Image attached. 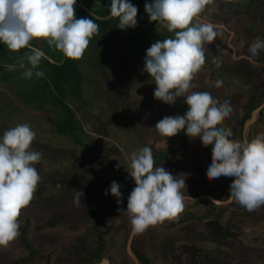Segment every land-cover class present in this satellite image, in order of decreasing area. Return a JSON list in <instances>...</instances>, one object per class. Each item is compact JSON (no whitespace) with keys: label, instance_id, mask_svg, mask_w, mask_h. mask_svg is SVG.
<instances>
[{"label":"clouds","instance_id":"9594fccd","mask_svg":"<svg viewBox=\"0 0 264 264\" xmlns=\"http://www.w3.org/2000/svg\"><path fill=\"white\" fill-rule=\"evenodd\" d=\"M212 0H146L145 12L150 21L158 22L173 36L158 39L146 49L143 71L154 79V98L174 104L182 97L188 105L181 115H165L155 129L171 137L184 130L188 136L199 134L203 141L212 142V156L207 163L211 178L233 177L226 199L212 198L213 203H235L251 212L264 206V132L251 138H236L231 128L219 121L229 116L232 107L228 97H220L210 85L199 87L195 75L205 63V44L217 28L195 18ZM76 0H0V44L10 50L28 49L19 61L22 75L43 77L39 69L45 51L31 44L34 38H45L50 46L66 57L79 59L99 30L96 19L75 15ZM107 18H118V28H134L138 7L132 0H110ZM264 51V38L249 45L255 56ZM24 59L29 67L25 66ZM219 60V58H217ZM15 65L9 66L14 68ZM35 70V73H34ZM217 75L215 83H222ZM35 131L28 123L17 124L0 134V246H7L18 237L22 208L33 199L41 177L34 166L43 153L32 147ZM130 176L135 186L127 197L125 209L134 233L150 225L172 218L195 197L187 195L185 174L173 175L163 165L156 166L149 145L129 154ZM119 167V165H117ZM121 185L112 181L110 192L121 203ZM82 192L76 191L74 203H81Z\"/></svg>","mask_w":264,"mask_h":264},{"label":"flooded vegetation","instance_id":"af4514ba","mask_svg":"<svg viewBox=\"0 0 264 264\" xmlns=\"http://www.w3.org/2000/svg\"><path fill=\"white\" fill-rule=\"evenodd\" d=\"M144 1L146 2V0ZM213 1L214 0L206 5L207 7L204 9V13L206 11L209 12L206 17L210 21L206 18L195 19L199 22L213 24L216 26L218 32L216 31L213 39L205 44V63L194 77V83L197 87L193 90H198L199 87L210 85L212 90L220 97H228L232 111L229 116L225 117L222 121H219V123H221L222 126L231 128L236 138H241L245 135L251 138L258 132H263L264 129V51H260L259 54L255 56L249 52V45L252 41L257 38H264V34H261L259 31V26L264 25V8L263 6H258V4L264 3V0H248L250 1L249 5L242 11L237 9V4L234 5L232 0H223L222 4L220 2V5H217V3ZM78 2L84 10L87 9V12L88 10H91L98 15V17H100L99 19H107L109 16V13L102 16L99 14V11L103 6L107 7L110 0H80ZM96 4L101 5L100 8H97L100 9L99 11L91 8H96ZM234 6H236V8ZM141 19L142 22L140 24L137 23L139 26H135L134 28H126L123 30L120 28H114V30L113 28L107 29L106 34L101 36L102 42L99 46H91L89 44L88 51L83 54L86 57H80L79 59L73 58L74 63H78L80 66L88 64L89 69L93 66L96 68L99 67V72L96 73V79L94 82L98 86L104 85L102 88L104 90L102 94L105 96L103 100L107 101V93L113 89L116 90V98L121 99L119 106L122 107V110L116 111V109L109 108L104 104L105 107L102 111H105V109L109 111L106 115L104 113L101 114L102 111L100 109L99 111H96L97 113H91L88 114V116H91V118L96 121L104 119V123L107 121L108 128H111V121H116L115 116L119 117L121 122H123L122 120H127L128 128H124L138 139L140 146L147 141L141 136H144L142 133L146 132L144 127L145 124H147L146 116L149 113L148 111L151 110V102L153 100L158 102L157 109H160L159 112H161V116H164L162 112L164 111V105H166L165 102L154 98L153 93L156 88L154 79L149 73L146 75V71H143L146 49L158 40V36H173V33L171 34L168 32L162 25L158 28V22L146 19L148 25H145V18H142L141 16ZM115 21H118V19ZM218 27L221 29L219 30ZM97 48L108 50L106 55L99 57L98 61L101 63L103 59H106L109 61V64H99L97 66L98 61H94L91 66L90 63L85 62L88 57L87 55L90 52L93 54L94 50ZM217 58H219V60H217ZM104 66H107L109 69L103 68ZM217 75H220L223 78L222 83L214 82V78ZM82 77L83 81L87 80V83L94 84L93 80L89 79L87 75H82ZM148 78H151V81H148ZM143 81H145L146 84H143ZM108 84L110 86L109 89L107 88ZM86 85L81 89L84 94L81 97V100L88 99V97L92 98L90 96L91 93H86L84 91ZM130 86H136L138 90L142 91L141 95L145 98L142 97L143 99L140 104H138L139 102L133 103L128 97L130 96V94H128ZM86 102L88 104L90 103L87 100ZM70 103L74 104V98H72ZM169 105L170 109L167 107L169 111L166 114L182 115L188 108V105L184 103L182 97L177 98L174 104ZM97 107H99V105ZM256 109L257 112L253 117V112ZM249 119L252 120L246 125L245 123ZM55 120H57V118H55ZM101 123L103 124V122ZM259 125L263 127L259 128ZM59 132L60 131L57 130L55 133ZM101 136L103 137V135ZM148 137L152 139V143L157 146V153H153V156L155 157L154 160L158 161L156 166L163 165L165 167L164 158L167 156H182L189 161L199 160L196 161L197 163L195 162L196 165H199L195 166V172L191 174L186 173V177L190 176L191 180L194 178L196 179V181L194 180L195 185L197 179H199L203 173H205L207 177L209 176L207 168H203L202 170L201 165L203 163L207 164L211 159V141H203L199 134L190 137L185 134L184 130H181L179 133L171 137H159L155 133H151ZM163 141L164 143L161 144L160 142ZM72 143L78 144L79 142L73 140ZM152 143H149L148 145L151 146ZM40 144H43L44 146L39 148V144L37 142L34 143V149H37V151H41L42 153L46 152L47 156L43 154L42 157H51L55 154L59 155V148H55V146H57L56 143H49V141H47V143ZM52 145H54V147ZM51 147H53L52 150H50ZM75 151L76 149H74L72 151L73 153L69 155V158L66 161V164H69V166H67V168L65 167L67 173L66 177L70 179L68 181L72 182H63L66 184H75L76 191L83 193L81 196V203L78 204L79 206L75 209L70 205L69 209H71V211L69 212H65L66 209H63V212L58 215L59 221L53 219V221L50 222L49 218H47V220L46 218L44 220H38L33 217V222H36L35 226L32 225L33 222L30 216H26L22 221L20 220V217H18L21 226L19 229L20 234L16 240H18L19 251H22L23 254L20 256H14V258L11 257L10 260L14 262L12 264H37L38 261H40L41 264H116L113 261V252L118 251V248H120V239L118 236L122 231L121 227L125 226L126 223L121 217L123 216V213L118 211V209L126 208L127 197L135 186L134 180L132 178L133 181L128 184L129 186L124 192L125 195L121 196V203H117V198L115 196L107 197L105 199L106 201L101 198L98 199L96 196L99 195V186L95 180L96 178L92 177L91 174L87 176V174H81L77 171V168L82 165L85 167V160H81V157L73 155L76 153ZM72 160H74L73 164L71 163ZM199 162L202 163L198 164ZM104 179L107 182H103V188H106V192V190L110 188V181L108 178ZM232 179L233 177L220 176L216 179L217 185L215 184L214 186L216 188L220 185V190L214 192L212 189L207 192L215 198L226 199L228 192H226V195L222 192L225 191L223 190L225 186L228 189L227 191H229V184ZM85 180L88 181V185L85 183L83 184ZM57 182H60V180L58 179ZM195 192L196 190L192 191L190 189L186 194L199 196V199L196 201H186V206L184 207H196L197 205H200L205 211L211 212L210 215L206 216V219L214 221L211 223H217V225H215L216 229L212 230L213 233H209V237L202 238V240L213 242L215 244L214 248L219 246V250L222 249L223 244H227L228 246L229 242L235 240V242H238L240 245H237L238 247H244L247 253L252 252V254H249L254 256L248 259L246 255H244L245 253L243 254L240 251L239 253H235L234 256H240L243 258H233L232 260H229V263L227 260L228 258H225V260H227L226 264H264V247L261 248V246H258L260 243H255V236L251 237L253 240L249 237L248 229H250V225L248 224L245 226V220L247 219L250 222L249 219L252 220L253 213L258 212L256 210H259L264 214V206L249 212L235 203L226 202L223 205L215 204L203 198L206 191ZM93 203H95V205H93ZM109 203H111V209L110 207H107ZM96 204L100 205L101 207L99 208L101 209H97L98 207ZM64 205L65 204L62 203V206ZM232 206H236V208ZM114 207L116 209H114ZM60 209L61 208L57 211L59 212ZM108 210H111V212L109 213ZM223 210H226L228 213L230 212L228 217H232V212L239 215V223H241L242 226L240 227L237 225V228H233L231 225L232 222L218 220L219 213ZM79 212L82 213L80 216ZM76 213H78L77 218L75 216ZM110 214L111 224H107L104 219L101 220L100 215L106 218V216ZM125 214L127 215V213ZM217 214L219 215L216 216ZM180 216H182L181 212ZM40 221L42 222L38 224L37 222ZM115 225L120 227L118 228ZM192 237L195 239V235H192L188 240L192 239ZM13 241H15V239ZM131 243H133V238ZM229 246V249L238 250L234 245L229 244ZM204 248L205 246L201 248L202 250L196 248L193 252H202L204 251ZM245 250L243 252H245ZM135 255L140 264H143V260H146L144 264H150L149 260L152 252H145L143 254L135 253ZM194 259L195 262L193 263L187 261L189 264H203L204 261H206L205 259L198 260L196 257ZM225 262L222 263L225 264ZM206 264H209L208 259Z\"/></svg>","mask_w":264,"mask_h":264},{"label":"crops","instance_id":"0c3cea01","mask_svg":"<svg viewBox=\"0 0 264 264\" xmlns=\"http://www.w3.org/2000/svg\"><path fill=\"white\" fill-rule=\"evenodd\" d=\"M80 0H76V5H79ZM223 0H214L213 2L217 3V5H220V2L222 4ZM249 2V1H247ZM246 2V3H247ZM110 2H108L109 4ZM214 3V4H215ZM249 4V3H248ZM108 6V5H107ZM207 7V6H206ZM105 6H103L102 9H104ZM209 8V6H208ZM97 11H99L100 9H95ZM100 12V11H99ZM209 12L206 11L204 13L201 12L195 19H199V18H206V15ZM208 21H210L209 19H207ZM221 27V26H219ZM218 29L220 30L221 28ZM218 32V30H217ZM221 33V31H220ZM101 33L100 30H98V32L96 34L93 35V37L95 38V40H93V42H91V46L94 45H100L102 42V37H101ZM232 41V40H230ZM31 44L35 47H40L42 48L45 53L48 56L47 62L42 61L39 65V69L42 70L44 72V76L43 77H37L35 76V74H33V76L29 79L26 78L22 75L24 69L21 68L19 66V61L24 57V53L26 51H28V49L26 48H22L18 51H14V50H10L6 45L4 44H0V86H3L5 88L10 89L14 96L16 97L17 101H15L14 99H12L11 97L8 96V94L0 89V134H2L4 132L5 129H8L10 127H14L17 124H21V123H28L30 124L31 128L35 131L36 133V137L32 143V147H34V143H38L39 144V148H42L44 145L40 144V143H47V141H49V143H57V142H61L58 143L57 146H55V148H59V155H54L51 156L49 159L48 157H42V159L37 162L34 166L37 168L38 173L41 177L40 181L46 180L48 178L47 173H50V176L54 177V181L55 183H42L39 184V187L44 188L45 190L48 189L50 191H54L59 194V197L61 196H65V205H67L68 208H70V205L75 209L76 207H78L79 205L74 203V196L75 194H73V192L76 189L75 185L73 184H68L66 190L61 188L58 186L59 184L57 183L58 179H60V176L57 175V173H55L54 171L57 170V168L60 171H64L66 170V161L69 158V155H71L74 149H76V153L73 155H76L78 157H81V160H85V167L84 165H82L81 167L77 168L79 171H81L83 174H87V176L89 174H91L92 177L96 178L95 180L98 183V196H96L98 199L101 198L103 200H105L107 197H111L114 196L111 193L108 192V194H105V189L103 188V182L105 183V179L104 178H108L110 181V184L112 181H116L121 185L120 191L123 192L122 195L124 196V192L125 190H127L128 188V184H130L132 180V177L130 176L129 172L131 171L130 168V161L126 160L124 157L120 158L118 156V154H115V152L117 151H121V130H124L127 132L128 128V122L127 120H122L123 122H121V120L119 119V117L115 116L116 121L114 122L111 121V128L107 127V121L104 123V119H102L101 121L98 120H94L91 118V116H87V114H85L84 112H79L80 117L78 116L79 114L76 115L75 117L78 119V122L80 123L79 129L78 131L76 130V132H74L75 134H78L81 136V138L79 139L78 136L76 138H74L73 136L70 137L71 141L73 140H77L79 143L78 144H74L71 142H69L68 140V136L65 135V139L63 141H61V139L63 138L62 135H59V133H55L54 128V124L57 120H55V118H57V116H60V113L57 111L56 106L53 104H58L60 110L62 109L61 104L57 102V100H52L51 99V95L50 93L45 94L43 93V95H40V92L43 90V86L44 84L46 86H51L52 85V78H53V71L60 65H62L65 60H66V56L59 50L55 49L54 46H50L47 43V40L45 38H34L31 41ZM24 63L26 67H29L30 65H28V62L26 59H24ZM15 65L14 68H9V66ZM35 73V70H34ZM35 83L40 84L42 83V85L39 88H35L36 86L34 85ZM38 86V85H37ZM69 93H66V95H68ZM64 96L62 99L65 103L70 104V107L72 109L73 104L70 103L71 101H69L68 97L69 96ZM70 95V94H69ZM116 93H115V99L113 104H117L118 102L120 103V98H116ZM70 98H74V104H75V108H80L82 106H85V103L88 105V103L85 100V103L83 101H79L76 99L75 96H70ZM117 99V100H116ZM117 103H115L116 101ZM79 102V103H77ZM160 103V102H159ZM151 110H149L146 119H147V124H145V130L146 132L142 133L144 134V136H141L142 138H144L145 143L140 146L143 147L145 145H148L149 143H152V139H150L148 136L151 133H155L157 134L159 137L162 136L157 129H155V125L156 123L162 119L165 115H173V114H166L168 113V108L166 105H164V111L162 112L164 114V116H161L159 112L160 109H157V105L158 102L157 101H152L151 102ZM23 110L26 113H30V114H34L36 117L30 118L28 117L26 114L22 113V118L23 119H11L10 117H17V111L16 110ZM52 109V110H51ZM73 110V109H72ZM116 111H119L116 108ZM151 111V112H150ZM50 113H52L53 115L50 116ZM103 122V124L101 123ZM47 125H48V130H47ZM49 125H51V127H49ZM115 125V126H114ZM125 127V128H124ZM114 129H121L119 130V132H112V130ZM108 129H111V135H109L108 137H106V135L110 132H108ZM60 131V130H59ZM104 133H105V137H104ZM64 135V134H63ZM103 135V137L101 136ZM100 136V137H99ZM156 138V136H155ZM123 141V140H122ZM154 141V140H153ZM40 142V143H39ZM54 147V145H52ZM53 147L50 148V150L53 149ZM152 148V151L154 154L157 153V146L154 145L153 143L150 146ZM73 149V150H72ZM37 150V149H35ZM193 150V149H192ZM112 153H114L115 155H113ZM43 154L46 155V152H44ZM47 156V155H46ZM77 157V159H78ZM62 159V160H60ZM155 159V157H154ZM47 161V162H46ZM194 161V162H193ZM199 161V160H187L186 158H183L182 156H167L166 158H164V162H165V168L166 170H168L169 172H171L173 175H177L179 173H184L185 174V179H186V186L184 188L185 193L189 192V190L191 189L192 191L196 190L195 193H197L198 191V185L196 183V185L194 184V180L196 181V179L194 178L193 180L190 179V176L186 177V173L191 174L195 172V166H199L196 165L195 162ZM157 160H155V165L157 164ZM39 163H40V168H39ZM49 163L52 164V166H49ZM197 163V162H196ZM202 163V162H201ZM200 162L198 164H201ZM44 164V165H41ZM58 165V166H57ZM117 165H119V167H117ZM206 163H203L202 169L203 168H207L206 167ZM41 166H47L45 168H42ZM57 166V168H56ZM84 168V169H83ZM169 168V169H168ZM199 168V167H198ZM45 172H43V171ZM129 171V172H128ZM64 173V172H63ZM194 177V176H193ZM91 179V178H90ZM70 180V179H67ZM67 182H72V181H67ZM87 184L88 181L85 180V182H83V184ZM107 183V182H106ZM88 185V184H87ZM195 185V186H194ZM127 186V187H126ZM38 188H36V191H38ZM57 187V188H56ZM69 191V192H68ZM36 194V193H35ZM63 194V195H62ZM106 201V200H105ZM93 205H95V203H93ZM98 207L97 209H101L99 207H101L100 205H97ZM108 208L110 207L111 209V203H109V205L107 206ZM195 207V206H194ZM194 207H184L181 208L180 211L177 214H180L182 217L186 216L187 214H189V218L190 220L187 221H183L181 222V224L183 225H195L196 221H200L201 223H205L203 228H206L207 230H209L210 232L212 231V228L210 229L209 226H207V224L210 223V220L206 219V214L208 213V211H205V209L199 210V213L195 212V210L193 209H197ZM202 207V206H201ZM72 208V210H73ZM193 208V209H192ZM114 209H116L114 207ZM202 209V208H201ZM109 211V210H108ZM102 212V210H101ZM111 212V210L109 211V213ZM210 212V211H209ZM82 213L79 212V216ZM76 218L78 217V213H76ZM101 220L104 219L106 221L107 224H111V214L106 216V218L102 215H100ZM186 216V217H188ZM192 216V217H190ZM122 220L126 221L125 226H122L121 229H125L127 227H129V231L131 228V222H130V218L128 215H126L125 213H123ZM172 218L168 219H164L165 221H171ZM163 220V221H164ZM204 220H208L206 222H204ZM163 221L158 222L154 225H150L146 230H144L141 233H134V237H133V243H132V248L134 250V253H145V252H152V255L150 256V264H162L163 263V257L162 254L163 252V245L160 242L157 243L158 241V237H160V235H162V230H163V225H166L163 223ZM172 222V221H171ZM171 222H169L168 224H170ZM194 222V223H192ZM209 222V223H208ZM197 225H199V227H201L200 223H198ZM116 226V225H115ZM127 226V227H126ZM116 227H120V226H116ZM173 227V226H172ZM171 227V228H172ZM196 227V225H195ZM122 232V231H121ZM209 232V233H210ZM117 243V242H116ZM120 248H118V251H114V255H113V261L116 264H135L134 260L131 258V256H129L127 253H125V246H120ZM160 247L161 252H157L158 248ZM261 249V248H260ZM264 250V249H263ZM245 253V254H244ZM243 254L246 255V257L248 259L251 258L252 252H244ZM250 253V254H249ZM112 257V256H111Z\"/></svg>","mask_w":264,"mask_h":264},{"label":"rangeland","instance_id":"374dc122","mask_svg":"<svg viewBox=\"0 0 264 264\" xmlns=\"http://www.w3.org/2000/svg\"><path fill=\"white\" fill-rule=\"evenodd\" d=\"M232 1L234 2V5L237 4V9L240 11L245 9L246 6L249 5L248 3H250V1L247 2L248 0H232ZM258 6H260V7L263 6V8H264V3H260V4H258ZM100 7H101V5L96 4V8H100ZM234 7L236 8V6H234ZM91 8L96 9L94 7H91ZM146 16H147V14L145 15V17ZM137 21L139 24L142 22L140 15H137ZM118 24H119V21H115L112 23L113 30H114V28L119 29ZM139 24L136 26H139ZM145 25H148L146 20H145ZM141 26H142V24H141ZM259 31L261 34H264V25L259 26ZM170 33L172 34V32H170ZM173 35H174V33H173ZM93 40H95V38L91 37L89 43L91 44V42H93ZM223 40H225V39H223ZM110 45H111V43H110ZM86 51H88V47L86 48L84 53H86ZM106 52H108V50L97 48L94 50L93 54H91V52H90L87 55L88 57L86 58L85 62L90 63V65L92 66L93 65L92 62H94V61L97 62L99 57H103L104 55H106ZM82 57H86V56L82 55ZM108 62L109 61H107L106 59H103L101 63H99V61H98L97 66L99 64H109ZM84 66H79L80 71H82L83 76L87 75L89 79H92L94 84H89V83H87V80H85L83 82L81 81L79 84L76 82L75 86L73 88L80 86V88L82 89V87L87 84L86 89L84 91L86 93H91L90 96L92 98L88 97V99H82L81 100L82 96H75V97L79 101L80 100L81 101L87 100L89 102L90 101H92V102L89 103L88 105L85 103V106H82L80 108H75V105L73 104L74 106H72V109L74 110L76 115L79 114V112H84L85 114H87V116H88V114H91V113H97L96 111H99L100 109L102 111V109L105 107L104 104H106L109 108H112V109L117 108L118 110H122L121 109L122 107L119 106V102L117 103V101H116L117 99L115 100L116 101L115 103H117V104L116 105L113 104L114 99H115L114 97H115L116 90L113 89L111 91H108V89L110 87L109 84L107 85V88H108L107 89L108 97L106 98L107 101L103 100L105 97L104 94H102V92L104 91L102 89L104 85L98 86L94 82V80L96 79L95 78L96 73L99 72V70H98L99 67L96 68L95 66H93L92 68L89 69L88 64H84ZM103 68L109 69L107 66H104ZM145 74L147 75L148 73L146 72ZM133 77H135V76H133ZM148 81H151V78H148ZM142 83L146 84L145 81H143ZM34 85L36 86L35 88H39L42 85V83H40V84L35 83ZM136 86L135 87H133V86L129 87V91H128L129 93L128 94H130V96H128V97L130 98V100H132L133 103L139 102L138 104H140L141 100L145 97L141 95L142 91L138 90ZM49 91H50L49 87L47 88L46 85L44 84L43 90L40 92V95H43V93L48 94ZM159 101H161V100H159ZM77 103H79V102H77ZM92 103L94 105H91ZM53 105L56 106L57 111L60 113V115L62 117V115L64 114L62 109L60 110L59 105L56 103ZM98 105L101 108L100 107L98 108L97 107ZM166 105L170 109V105L168 103H166ZM16 111L18 112L16 115L17 117H15V116L10 117L11 119H13V118L14 119H16V118L23 119L22 113L26 114L30 118L36 117L34 114L26 113L25 111H23L21 109L16 110ZM107 112H109V111H107L105 109V111H102L101 114L104 113L106 115ZM52 115L53 114L50 113V116H52ZM78 116L80 117V114ZM59 119H60V116H57V120H59ZM49 127H51V125H49ZM261 127H263V126L259 125V128H261ZM47 130H48V125H47ZM119 130H121V129H119V128L114 129L113 128L112 132H115V131L119 132ZM108 132H110V133H108L106 135V137L111 135V129H108ZM263 132H264V129H263ZM77 136L79 139L81 138L80 135L77 134ZM121 139L123 140V141L120 140L121 141V147H122L121 151H118V152L116 151L115 154H118V156L120 158L124 157L126 160H129V154L132 151L139 150L141 148L139 145L140 143L138 142V139L135 136H133V134H131L128 131L126 132L124 130H121ZM68 140H69V142L72 143L70 137L68 138ZM59 143H61V142H59ZM160 143L163 144L164 141L160 142ZM112 154L115 155L114 153H112ZM49 159H51V158L49 157ZM60 160H62V159H60ZM73 161L74 160L71 161L72 164H73ZM41 165H44V164H41ZM49 166H52V164L49 163ZM57 166H56V168H57ZM67 166H69V164L66 165V168H67ZM41 167L47 169L46 168L47 166H41ZM39 168H40V163H39ZM77 171H79V170L77 169ZM43 172H45V171H43ZM54 172L60 176V179H59L60 182H57V183L59 184L58 186L61 188V191H62V188L66 190L67 188H65V187H67L68 184L63 182V181H68L67 179H69L68 177H66V174H67L66 170L64 172V171H60L57 168V170ZM79 172L82 174L81 171H79ZM47 175H48V178L46 180H43V181L38 182V183L39 184L53 183L54 181H56V180H54L53 176H50V173H47ZM216 179L217 178H210V176L207 177L205 175V173H203V175L199 179H197L198 191H206L207 192V191H209V190L211 191L213 189L214 192H218V190H220V187H219L220 185L216 188L214 187L215 184L217 185ZM73 185H75V184H73ZM38 187H39V185H37V188ZM48 189L45 190L44 188L39 187L38 191L35 192L36 194L34 193L33 199L30 201V203L27 206H25L24 208H22L20 216H19L21 221L24 220L23 218H25L26 216H30L32 218V222H33V217H34V219H38V220H41V219L44 220L45 218L47 220V218H49L50 222L53 221V219L59 221L58 215L63 212V209H66L65 212L71 211V209H69L67 207V205L62 206V203L65 204V196L63 194H62L63 196L59 197L58 192L56 193L55 190L50 191ZM223 190H225V191H223L222 193H225V195H226L227 194L226 192H228L227 187L225 186ZM71 192H73V194H76V189L74 191H71ZM184 206H186V205H184ZM232 207L236 208V206H232ZM59 208H61L60 209L61 211L59 210V212H58L57 210ZM194 208H197V209L192 208L197 213H199V210L203 211V209H201L202 207L200 205H197ZM256 211H258V212L253 213L254 215L252 217V220L249 219L250 222L247 219L245 220L246 221L245 226H247L248 224L250 225V227H249L250 229H248L249 230L248 231L249 237L251 238V237L255 236V241H256L255 243H260L258 246L259 247L261 246V248H263L264 247V244H263L264 243V214H262V212L259 210H256ZM229 213L226 210H223L221 213H219L220 215L217 214L216 216L219 215V218L218 217L217 218L220 221L224 220V221L232 222L231 225L233 226V228H237V225L241 227L242 225H241V223H239L240 222V219H239L240 216L236 215L232 212V217L230 216L231 217L230 218V217H228ZM188 215L189 214H187L186 216H188ZM185 217H182V216H180V214H177V213L174 214L172 219H171V221L173 222V225L168 224L171 221H167V220L163 221V223L166 225H163V230H162L163 234L160 235V237H158V241H157V243H159V244H160V242L162 243V245L164 244L162 246L163 252H164L162 254V257H163V263L162 264H189V262H191V263L195 262V259H194L195 257L198 260L205 259L206 261H204L203 264L207 263V259L209 261V264H223L222 262H225V261H226L225 262V264H226L227 260L229 263L230 262L229 260H232L233 258L234 259L235 258L236 259L237 258H243L240 256H234L235 253H239L240 251L242 253H244L243 251L245 250L244 247L242 248V246H241V248L238 247V246H240L238 242H235V240H233L232 242H229V244L236 246L238 248V250L229 249L230 248L229 244H228V246H227V244H223L222 245L223 247L221 250H219V246L217 248H214L215 244L213 242H210L209 240H207V241L202 240V238H208L209 237L208 235L210 232L206 228H203L205 223H201L198 220V221H196V224H195L196 227H195V225H190V224L189 225H183V224H181V222L188 220V219H185ZM215 220H216V218H215ZM26 221H27V219H26ZM206 221H208V220H206ZM206 221L204 220V222H206ZM41 222L42 221L37 222V223L39 224ZM211 222H214V221H210V223L208 222L209 224H207V226H209L210 229L212 228V230L216 229L215 225H217V223L216 222L211 223ZM192 223H194V222H192ZM198 223H200L201 227H199V225H197ZM32 225L36 226V222H33ZM128 233H129V227L123 229L122 232H120L118 237L120 239L119 243H120L121 247L125 245V240H126ZM212 233L213 232L211 231L210 234H212ZM192 235H195V239H193V237H192L193 240L192 239L188 240V238L191 237ZM261 242H263V243H261ZM204 246H205L204 251L198 252V253L193 252L194 249H196V248L201 249ZM216 249H218V250H216ZM19 250H20V248L18 246V240H16V239H15V241L9 242V244L7 246H0V264H12V263H14L13 261L10 260V258L11 257L14 258V256L22 255L23 252L19 251ZM157 252L158 253L161 252L160 247L158 248ZM245 252H246V250H245ZM260 253H262V252H260ZM251 257H254V256H251ZM225 258H228V259L225 260ZM37 264H41V262L38 261Z\"/></svg>","mask_w":264,"mask_h":264},{"label":"trees","instance_id":"16d2710c","mask_svg":"<svg viewBox=\"0 0 264 264\" xmlns=\"http://www.w3.org/2000/svg\"><path fill=\"white\" fill-rule=\"evenodd\" d=\"M132 3L135 4L138 7V13L137 15L142 16V18H145V20L149 19L148 14L145 12L144 5L145 1L144 0H132ZM110 4V3H109ZM108 4V5H109ZM75 8V15L77 18L81 17H88V18H93L86 10H84L80 5H74ZM102 16H105L108 14V7H105L104 9L100 10V13ZM147 16L145 17V15ZM118 18H107V19H96V23L99 25V30L102 36H104L107 32L108 28H113L112 23L113 21L117 20ZM158 39L166 38V36H158ZM42 61L47 62L46 59H42ZM79 64H75L73 61V58H68L66 57L65 62L58 66L54 71H53V78H52V85L51 86H46L47 88L49 87L50 95L52 100H57L58 103L61 104L63 115L60 117L59 120H57L54 124V129L53 131L60 130L59 135H62L61 141L65 139L66 136H74V138L77 137L76 130L78 131L79 129V122L78 119L75 117L74 110L71 109L70 104H67L63 101V97L66 95V93H69L66 96H69L68 99L69 101H72V98L70 96H83L84 94L81 91L80 86L73 88L75 86V83L77 82L78 84L82 80V71L79 69ZM81 85V84H80ZM52 88V89H51ZM62 97V98H61ZM85 103V100H83ZM92 101H90L91 103ZM75 105V104H74ZM94 105V104H92ZM100 107V106H99ZM98 107V108H99ZM101 108V107H100ZM58 134V133H57ZM64 134V135H63ZM57 142L56 144H58ZM211 212H208L206 216L210 215ZM192 217V216H190ZM188 217H185V219H188ZM173 225V223H170ZM146 262V260H143V264Z\"/></svg>","mask_w":264,"mask_h":264},{"label":"water","instance_id":"95a60500","mask_svg":"<svg viewBox=\"0 0 264 264\" xmlns=\"http://www.w3.org/2000/svg\"><path fill=\"white\" fill-rule=\"evenodd\" d=\"M86 10H87V9H86ZM88 13H89L90 15H92V16L95 14V13H93L91 10H88ZM95 17H98V15L95 14ZM0 89L3 90V91H5V92L8 94L9 97H11V98L14 99L15 101H17L16 97L14 96L13 92H12L10 89L5 88V87H3V86H0ZM256 112H257V109L254 110V112H253V117H254V115L256 114ZM251 120H252V119L247 120L245 124H246V125L249 124ZM193 197H195L196 199L191 200V201H196V200L199 199V196H193ZM200 197H202V196H200ZM203 198H205V199H207V200H209V201H212V198H215V197H214L213 195H211L210 193L206 192V194L203 195ZM216 199H218V198H216ZM225 203H226V202H225ZM225 203H223V204H225ZM215 204H216V203H215ZM223 204H218V205H223ZM133 235H134V232H133V230H132V226H131L130 231H129L128 235H127V239H126L125 247H124V248H125V252H126L129 256H131V258L134 260L135 264H140L139 261H138V259H137V257H136V255H135V253H134V250H133V248H132V243H131V241H132Z\"/></svg>","mask_w":264,"mask_h":264},{"label":"bare ground","instance_id":"6f19581e","mask_svg":"<svg viewBox=\"0 0 264 264\" xmlns=\"http://www.w3.org/2000/svg\"><path fill=\"white\" fill-rule=\"evenodd\" d=\"M163 116V115H162Z\"/></svg>","mask_w":264,"mask_h":264}]
</instances>
